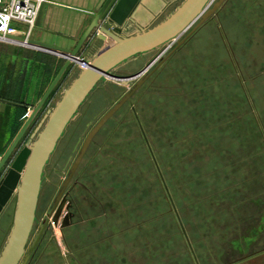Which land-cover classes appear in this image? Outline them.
Returning a JSON list of instances; mask_svg holds the SVG:
<instances>
[{"label":"rangeland","instance_id":"374dc122","mask_svg":"<svg viewBox=\"0 0 264 264\" xmlns=\"http://www.w3.org/2000/svg\"><path fill=\"white\" fill-rule=\"evenodd\" d=\"M243 1L225 0L138 78L102 80L90 94L50 156L28 243L42 236L30 264H233L248 235L262 233L264 0H248V13ZM159 50L114 72L136 73ZM83 67L71 64L19 147L36 139ZM147 75L96 133L56 204L72 168L71 161L65 169L68 155L80 153L100 115ZM15 208L13 197L0 216V252Z\"/></svg>","mask_w":264,"mask_h":264},{"label":"water","instance_id":"95a60500","mask_svg":"<svg viewBox=\"0 0 264 264\" xmlns=\"http://www.w3.org/2000/svg\"><path fill=\"white\" fill-rule=\"evenodd\" d=\"M224 1L218 0L211 9H208L214 0H184L174 12L158 24L136 30L132 34H126L124 31L132 27L135 13L143 5L144 0H107L96 13L73 50L33 39L28 40L27 45L29 47L55 53L65 58L66 61L0 159V215L9 201L13 197L16 198V208L10 232L0 252V264H25L26 261L23 263L22 260L26 258V247L36 220L44 170L67 127L86 99L99 86V83L109 79L129 81L138 78L162 56L171 41L180 38L194 23L200 20L178 45L183 44L207 18L215 14ZM96 30L101 31V34L103 33L102 38L105 35L113 40V43L91 58L81 57L80 53L84 44ZM7 38L17 43L25 41L23 37L15 35L8 34ZM157 48H160L159 52L138 72L126 76H119L114 72L118 66L130 59ZM72 63L84 66L82 71L64 90L55 108L48 109L45 125L39 132L36 129L38 132L36 139L32 141L35 137L34 134L26 145L19 147L20 141L25 136L35 116L45 107L51 94ZM149 76L143 77L115 106L107 110L90 130L77 159L72 165L70 175L59 193L56 204L96 133L127 101L131 102L132 95Z\"/></svg>","mask_w":264,"mask_h":264},{"label":"crops","instance_id":"0c3cea01","mask_svg":"<svg viewBox=\"0 0 264 264\" xmlns=\"http://www.w3.org/2000/svg\"><path fill=\"white\" fill-rule=\"evenodd\" d=\"M106 1L46 0L41 6L32 39L73 50ZM174 1L144 0L135 13L132 27L124 33L132 34L152 25ZM242 1L237 0V4ZM240 7L248 13L249 1H243ZM102 34L96 30L90 36L81 57L91 58L113 43L105 35L102 38ZM60 58V55L42 49L0 41V159L54 79ZM260 230H255L242 242L247 243V248L238 249L242 255L233 264H264V229L262 233Z\"/></svg>","mask_w":264,"mask_h":264},{"label":"built area","instance_id":"2783aa9c","mask_svg":"<svg viewBox=\"0 0 264 264\" xmlns=\"http://www.w3.org/2000/svg\"><path fill=\"white\" fill-rule=\"evenodd\" d=\"M46 0H0V41L13 42L7 35L25 39L22 45L28 46L32 39L36 21L42 4ZM171 41L169 47L175 42ZM168 47V48H169Z\"/></svg>","mask_w":264,"mask_h":264},{"label":"flooded vegetation","instance_id":"af4514ba","mask_svg":"<svg viewBox=\"0 0 264 264\" xmlns=\"http://www.w3.org/2000/svg\"><path fill=\"white\" fill-rule=\"evenodd\" d=\"M103 115V114H102ZM102 115H100V117L102 116ZM99 117V118H100ZM98 118V119H99ZM97 119V120H98ZM92 128H93V126H92ZM91 128V129H92ZM90 129V130H91ZM90 132V131H89ZM88 132V133H89ZM88 135V134H87ZM63 137V136H62ZM87 137V136H86ZM86 137L84 138V140H82V143H81V146H83V144H84V142H85V140H86ZM61 140H59V142H60ZM58 142V143H59ZM77 149H78V147H76V149L74 150V154H76L75 155V158H73V153L71 154V155H68V157H67V166H66V168L65 169H67L68 168V166L70 165V163H71V161H72V163H71V166L73 165V163H74V161H75V159H77V157H78V155H79V150H78V152L76 153L75 151H77ZM80 150H81V148H80ZM86 153V152H85ZM84 156H85V154H84ZM83 156V157H84ZM83 159V158H82ZM70 166V167H71ZM79 167V166H78ZM77 170V169H76ZM59 172H61V171H59ZM44 176H47V178L50 176V172H48V164H47V166H46V168H45V170H44ZM0 178H1V175H0ZM73 178V177H72ZM71 178V179H72ZM71 181V180H70ZM63 188V187H62ZM64 193V192H63ZM62 196H63V194H62ZM62 196H61V198H62ZM60 198V199H61ZM10 202V201H9ZM2 214V213H1ZM1 216V215H0ZM42 236V234H39V237H37L36 238V240L30 245L29 243V245L27 244V247H26V258H24L23 260H22V262L24 263L25 261V264H30V262H31V260H32V258H34V252H35V249H36V247H37V245H38V242H39V240H40V238H41V236ZM30 239V238H29ZM29 242V241H28Z\"/></svg>","mask_w":264,"mask_h":264},{"label":"trees","instance_id":"16d2710c","mask_svg":"<svg viewBox=\"0 0 264 264\" xmlns=\"http://www.w3.org/2000/svg\"><path fill=\"white\" fill-rule=\"evenodd\" d=\"M67 73V71H66ZM66 73L64 75H66ZM64 77V76H63ZM56 90L53 91V93L51 94L50 98L48 99L47 103L53 98L54 94H55ZM46 103V104H47ZM46 106V105H45Z\"/></svg>","mask_w":264,"mask_h":264}]
</instances>
